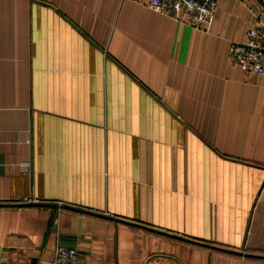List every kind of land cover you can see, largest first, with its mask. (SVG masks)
<instances>
[{
  "label": "crops",
  "instance_id": "obj_1",
  "mask_svg": "<svg viewBox=\"0 0 264 264\" xmlns=\"http://www.w3.org/2000/svg\"><path fill=\"white\" fill-rule=\"evenodd\" d=\"M218 1L201 30L151 0H0V264H264V72L229 54L264 0Z\"/></svg>",
  "mask_w": 264,
  "mask_h": 264
},
{
  "label": "built area",
  "instance_id": "obj_2",
  "mask_svg": "<svg viewBox=\"0 0 264 264\" xmlns=\"http://www.w3.org/2000/svg\"><path fill=\"white\" fill-rule=\"evenodd\" d=\"M218 0H151L150 6L160 13L186 20L197 29L208 30L218 9ZM230 57L237 61L247 73L264 72V17L257 14L248 37L243 41L234 40L229 47ZM19 202L26 204L40 203V197L26 195ZM62 205L63 202L59 201ZM79 253L72 248L60 246L52 260H40L38 264H79ZM168 264H186L175 259Z\"/></svg>",
  "mask_w": 264,
  "mask_h": 264
},
{
  "label": "rangeland",
  "instance_id": "obj_3",
  "mask_svg": "<svg viewBox=\"0 0 264 264\" xmlns=\"http://www.w3.org/2000/svg\"><path fill=\"white\" fill-rule=\"evenodd\" d=\"M202 1H204V0H202Z\"/></svg>",
  "mask_w": 264,
  "mask_h": 264
}]
</instances>
